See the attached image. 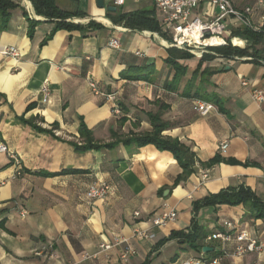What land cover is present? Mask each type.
Returning <instances> with one entry per match:
<instances>
[{
  "label": "crops",
  "instance_id": "0c3cea01",
  "mask_svg": "<svg viewBox=\"0 0 264 264\" xmlns=\"http://www.w3.org/2000/svg\"><path fill=\"white\" fill-rule=\"evenodd\" d=\"M13 1L19 8L0 32V50L21 52L18 60L0 53V145L9 150L0 153V264H264V253L237 255L236 238L208 241L215 233L241 232L264 241V219L245 205L203 204L240 188L264 204V103L254 99L256 91L264 94V62L210 53L206 60H179L185 72L177 76L159 33L112 22L145 11L161 25L153 0L122 6L104 0L103 9L97 0H63L64 6L56 0L60 9L85 15L68 20L79 28L56 32L55 22L29 11L30 1L29 9ZM255 4L237 0L239 8ZM261 15L254 16L257 24ZM30 21L40 23L31 29ZM235 38L237 47H247ZM112 40L120 49L110 47ZM196 94L206 102L217 96L218 104L209 102L216 110L197 113ZM83 123L102 145L162 127L163 138L189 149V168L154 145L79 152ZM223 142L226 154L219 152ZM102 182L112 187L109 196L90 200L88 188ZM167 209H176L178 219L155 227ZM193 220L207 233L198 241L201 250L188 238ZM103 244L113 247L106 251Z\"/></svg>",
  "mask_w": 264,
  "mask_h": 264
},
{
  "label": "built area",
  "instance_id": "2783aa9c",
  "mask_svg": "<svg viewBox=\"0 0 264 264\" xmlns=\"http://www.w3.org/2000/svg\"><path fill=\"white\" fill-rule=\"evenodd\" d=\"M22 1L26 3L28 8L27 1L29 0ZM124 2L125 0H115V5L122 6ZM153 2L161 15L163 39L168 42L166 47L189 52L197 58H202L204 54L213 53L211 48L219 46H213L210 41L217 38L223 40V45L221 46H227L230 38L232 45L236 47L234 40L238 38H232V28L239 29L244 27L256 32H261L264 29V0H256L254 6L244 8L237 6V0H153ZM214 11H218V14H215ZM261 12L260 22L257 24L254 16ZM110 47L120 49L119 41L112 40ZM0 53L4 57H12L16 60L21 58V52L15 47H3ZM90 85L97 93L95 83L91 82ZM243 85L246 86L247 83L243 82ZM45 92L47 93L45 103H48L49 94L46 87ZM108 99L113 100V97L108 96ZM254 99L258 103H264L263 92L256 91ZM194 110L201 116L207 117L216 108L214 104L198 99L194 101ZM115 112L120 113L118 109H115ZM228 148L229 144L223 142L220 144L219 152L226 154ZM7 152H9L7 146L1 144L0 153ZM111 190L112 187L109 184L102 182L90 186L86 194L92 201L105 200ZM139 215L140 213H135L136 217ZM178 217L179 213L176 209H167L153 220V225L155 227H166L169 223L175 222ZM225 225L229 228L234 227L230 222ZM138 235L144 239L150 238L145 233H138ZM234 238L239 243L236 248L237 255H261L264 253V241L253 239L246 232H241L236 236L215 233L208 237V241L221 240L224 243H229ZM112 247V245L108 244L101 245V248L106 251L112 249ZM132 253L133 251L131 250L125 252L122 259L126 261Z\"/></svg>",
  "mask_w": 264,
  "mask_h": 264
},
{
  "label": "trees",
  "instance_id": "16d2710c",
  "mask_svg": "<svg viewBox=\"0 0 264 264\" xmlns=\"http://www.w3.org/2000/svg\"><path fill=\"white\" fill-rule=\"evenodd\" d=\"M35 10V13L39 17L46 18L56 23L54 32L58 30H72L79 28L78 25L68 22V20L74 18H84V13L80 12H67L60 9L57 6L56 0H29ZM19 8V5L13 0H0V32L7 29L11 12ZM115 24L124 23V26L130 29H135L139 31H151L159 33L162 37V29L159 21L149 12L139 11L131 14L119 15L112 19ZM40 22L30 21V28H34ZM91 26L98 27L95 22L90 23ZM32 35V31L29 32ZM233 37H239L248 42L246 48L234 47L231 44L227 46H219L211 48L213 53L217 55H222L224 57H253L254 59H260L264 62V29L261 32H256L248 28L241 27L233 31ZM169 58L167 63L171 64L176 70V75L180 76L184 74L185 67L179 63V60H190L194 56L182 50L175 48L169 49ZM213 58L210 54H204L203 60ZM136 80L143 79V77H130ZM193 98L201 99V95L196 94ZM207 102L219 103L217 96H211L208 98ZM222 110V108H220ZM164 129L161 127L153 133H146L142 135H136L129 138L115 140L108 144H97L92 139V133L88 130L86 125L83 123L80 127L81 139L84 140V145H75L77 151L86 152L89 150H102V149H114L117 146L123 145L125 147L135 146L137 148H142L147 145H154L161 151H171L178 162L186 169L189 168L187 155H190L189 149L184 145L179 143L177 140L170 138H163L161 133ZM39 131L45 133H52V131L43 130L39 128ZM47 176H53L52 174H45ZM204 206H221V205H245L250 207L251 213L256 218L264 219V204L262 201L249 189H230L228 191H223L219 194L212 195L206 198L203 202ZM199 207L196 206V210ZM206 230L198 224L196 220H193L191 231L188 235L190 239L191 248L195 250L203 249V246L198 244V241L206 237Z\"/></svg>",
  "mask_w": 264,
  "mask_h": 264
},
{
  "label": "water",
  "instance_id": "95a60500",
  "mask_svg": "<svg viewBox=\"0 0 264 264\" xmlns=\"http://www.w3.org/2000/svg\"><path fill=\"white\" fill-rule=\"evenodd\" d=\"M97 4L99 6V8L103 9L105 8V1L104 0H97ZM110 12H116V8H109L108 9ZM210 249L209 248H204V252H208Z\"/></svg>",
  "mask_w": 264,
  "mask_h": 264
},
{
  "label": "bare ground",
  "instance_id": "6f19581e",
  "mask_svg": "<svg viewBox=\"0 0 264 264\" xmlns=\"http://www.w3.org/2000/svg\"><path fill=\"white\" fill-rule=\"evenodd\" d=\"M210 43H212L213 46H221V45H223V40L217 38V39L210 41ZM234 43H235L236 47L239 46V43L236 42L235 40H234Z\"/></svg>",
  "mask_w": 264,
  "mask_h": 264
},
{
  "label": "rangeland",
  "instance_id": "374dc122",
  "mask_svg": "<svg viewBox=\"0 0 264 264\" xmlns=\"http://www.w3.org/2000/svg\"><path fill=\"white\" fill-rule=\"evenodd\" d=\"M70 3H73L72 2V0H68ZM58 3H59V5H62V6H64V1L63 0H58ZM106 5H108V3H106ZM32 14H33V12H35V10L33 9V10H29ZM232 38H235V37H232ZM228 43L229 44H231L232 45V43H231V41H230V38L228 39ZM233 46V45H232ZM171 49V48H170ZM176 49V48H175ZM179 50V49H178Z\"/></svg>",
  "mask_w": 264,
  "mask_h": 264
}]
</instances>
